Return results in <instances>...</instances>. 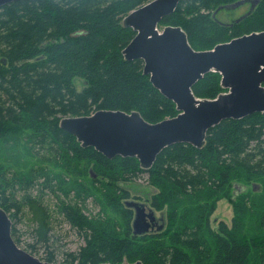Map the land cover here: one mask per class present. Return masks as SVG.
Instances as JSON below:
<instances>
[{
  "label": "trees",
  "instance_id": "16d2710c",
  "mask_svg": "<svg viewBox=\"0 0 264 264\" xmlns=\"http://www.w3.org/2000/svg\"><path fill=\"white\" fill-rule=\"evenodd\" d=\"M151 1L24 0L0 9V206L12 221L28 207L34 225L30 248L49 247L54 217L31 191H50L58 214L84 242L68 264H264V194L239 193L232 225H212L236 180H264L262 114L223 121L208 132L203 149L175 144L150 170L136 158L110 160L82 148L60 128L66 117L101 110L137 111L152 124L178 116L176 105L144 75V62L123 55L136 37L123 26L124 18ZM242 1L183 0L161 26L183 28L196 51L264 32V0L252 11L255 0L224 9ZM220 15L237 16L223 21ZM221 80L208 74L194 94L215 99L225 92ZM141 175L154 190L149 207L167 223L163 231L137 237L135 211L125 203L134 201L127 185ZM17 187L27 191L23 200ZM90 200L99 207L96 215L85 212ZM16 232L13 223L20 246ZM45 260L55 262L54 255Z\"/></svg>",
  "mask_w": 264,
  "mask_h": 264
},
{
  "label": "water",
  "instance_id": "95a60500",
  "mask_svg": "<svg viewBox=\"0 0 264 264\" xmlns=\"http://www.w3.org/2000/svg\"><path fill=\"white\" fill-rule=\"evenodd\" d=\"M19 1L24 0H0V9ZM182 1L153 0L132 11L122 22L136 33L123 50L126 61L144 62V75L176 105L178 116L155 124L147 122L137 111L101 110L91 116L64 118L60 128L74 136L82 148H94L110 160L136 158L143 170H150L161 153L175 144L203 149L208 132L223 121L242 120L257 113L264 116V32L235 38L212 50L196 51L183 28L159 29ZM247 2L224 9L234 10ZM257 2L252 3L251 11ZM211 73L221 75L225 92L215 99L198 98L193 88ZM91 174L96 179L92 171ZM125 205L135 211L134 236L149 234L151 224L147 219L155 222V211L149 209L147 214V207L135 201H127ZM164 228L165 223L159 231ZM0 264H55L41 260L16 243L13 221L1 206Z\"/></svg>",
  "mask_w": 264,
  "mask_h": 264
},
{
  "label": "rangeland",
  "instance_id": "374dc122",
  "mask_svg": "<svg viewBox=\"0 0 264 264\" xmlns=\"http://www.w3.org/2000/svg\"><path fill=\"white\" fill-rule=\"evenodd\" d=\"M243 6V5H242ZM248 8H242L236 11L237 15L245 13ZM236 15V16H237ZM228 17L226 15H220V19L223 21H231L234 17ZM165 26H159L160 31H162ZM77 80V87L82 88V83L78 82ZM29 158V157H28ZM28 161V160H27ZM13 164V162H11ZM28 163H31L28 161ZM148 176L141 175V177L136 181L134 184H128L127 188L132 193V200L138 201L143 204H150V197L154 192L153 188L148 186ZM237 185V188L235 187ZM240 185V189L238 188ZM255 185H258L256 188L259 191L255 190ZM245 192V195L249 196L250 198L254 197L256 194H264V180H236L233 184V187L227 190V194L229 197L222 199L218 203L217 210L215 215L212 218V225L213 227H217L219 222L224 221L229 226L232 225V220L234 217V210L232 203L240 196L239 193ZM15 193L17 195L18 200H23L26 196L27 191L24 189H20L19 187L16 188ZM238 193V194H236ZM33 197H39L41 202L46 206L49 213L53 215V231H52V239L49 247L44 245H36L34 249L30 248V245L33 244V228L34 225L31 222V215L29 212L28 207H25L23 210V214L19 216V218L13 221L14 225L17 229V236L21 240L20 247L25 249L28 252L35 253L34 255L40 258L43 261H46L50 254L54 255L55 264H68L70 261L71 254H78L80 252V248L84 245L83 240L81 239L78 231L73 229L70 225L64 222L63 217L59 215L58 211V200L55 196L48 190L37 188L36 190L31 191ZM254 194V195H253ZM63 198V197H62ZM150 210L146 208V213L149 214ZM86 214L88 215H96L99 212V207L90 200L87 203V209H85ZM155 213V212H154ZM161 214L156 212L155 218H161ZM164 218V217H163ZM217 218L219 221L215 223L214 219ZM165 222L167 223L166 218H164ZM150 222L149 219H147ZM47 262V261H46Z\"/></svg>",
  "mask_w": 264,
  "mask_h": 264
},
{
  "label": "flooded vegetation",
  "instance_id": "af4514ba",
  "mask_svg": "<svg viewBox=\"0 0 264 264\" xmlns=\"http://www.w3.org/2000/svg\"><path fill=\"white\" fill-rule=\"evenodd\" d=\"M248 4V3H247ZM247 4H245L244 5V7H246L247 6ZM236 188H237V185L235 186ZM238 188L240 189V185H238ZM236 194H238V193H236ZM135 202H137V203H140V202H138V201H135ZM141 204H143V203H141ZM147 208H148V210L149 209H151L147 204H144ZM156 213V212H155ZM215 215V214H214ZM213 215V216H214ZM161 218H157L156 220H155V222H148V223H150L151 224V228H150V233H152V232H156V231H159V228L161 227V225H163L164 223H165V226H166V222H165V220H164V216L161 214ZM213 218V217H212ZM214 221H215V223L216 222H218L219 220L217 219V218H215L214 219Z\"/></svg>",
  "mask_w": 264,
  "mask_h": 264
}]
</instances>
